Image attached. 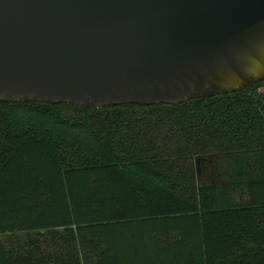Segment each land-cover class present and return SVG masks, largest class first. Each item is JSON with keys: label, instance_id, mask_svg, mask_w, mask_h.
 <instances>
[{"label": "trees", "instance_id": "trees-1", "mask_svg": "<svg viewBox=\"0 0 264 264\" xmlns=\"http://www.w3.org/2000/svg\"><path fill=\"white\" fill-rule=\"evenodd\" d=\"M0 264H264V80L177 105L0 101Z\"/></svg>", "mask_w": 264, "mask_h": 264}, {"label": "water", "instance_id": "water-1", "mask_svg": "<svg viewBox=\"0 0 264 264\" xmlns=\"http://www.w3.org/2000/svg\"><path fill=\"white\" fill-rule=\"evenodd\" d=\"M264 80V0H0V101L177 105Z\"/></svg>", "mask_w": 264, "mask_h": 264}, {"label": "rangeland", "instance_id": "rangeland-1", "mask_svg": "<svg viewBox=\"0 0 264 264\" xmlns=\"http://www.w3.org/2000/svg\"><path fill=\"white\" fill-rule=\"evenodd\" d=\"M198 172H200V169L198 168Z\"/></svg>", "mask_w": 264, "mask_h": 264}]
</instances>
